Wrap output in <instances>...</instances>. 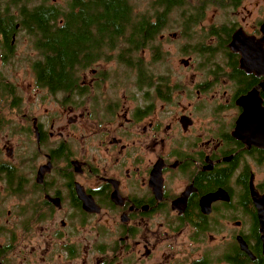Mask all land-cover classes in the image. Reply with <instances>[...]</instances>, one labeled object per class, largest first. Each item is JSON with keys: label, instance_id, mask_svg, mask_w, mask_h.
Instances as JSON below:
<instances>
[{"label": "flooded vegetation", "instance_id": "flooded-vegetation-1", "mask_svg": "<svg viewBox=\"0 0 264 264\" xmlns=\"http://www.w3.org/2000/svg\"><path fill=\"white\" fill-rule=\"evenodd\" d=\"M35 1L59 6V27L0 0V204L23 226L0 227V264H264V0L248 3L251 25L237 0L240 22L77 27L74 40L67 0ZM62 61L64 81H39ZM12 73L32 79L22 114Z\"/></svg>", "mask_w": 264, "mask_h": 264}, {"label": "trees", "instance_id": "trees-1", "mask_svg": "<svg viewBox=\"0 0 264 264\" xmlns=\"http://www.w3.org/2000/svg\"><path fill=\"white\" fill-rule=\"evenodd\" d=\"M226 1L237 0H67L66 15L61 27H70L66 30L71 33L65 32L67 40H74L77 27H131L136 33L139 27H149V32L156 27H166L170 23L176 24L177 27H198L203 23L210 8L215 7L227 13L230 4ZM31 2L33 0H29V4ZM142 2L144 6L140 11ZM58 9V5L45 3L29 6V27H59L61 14ZM70 45L66 43V52L69 51ZM41 68L39 81L54 82L53 85L57 86L70 71V63L62 61L58 62L57 67L52 64ZM49 71L52 74H48ZM7 169L5 166H2V169L0 167V179L4 178L2 172ZM7 180L9 189L14 191V178L7 177Z\"/></svg>", "mask_w": 264, "mask_h": 264}, {"label": "rangeland", "instance_id": "rangeland-1", "mask_svg": "<svg viewBox=\"0 0 264 264\" xmlns=\"http://www.w3.org/2000/svg\"><path fill=\"white\" fill-rule=\"evenodd\" d=\"M54 1L56 4L61 2V0H59V1L54 0ZM260 1L261 0H243L242 5L246 6L249 10L253 11L252 17L248 20L249 25L253 24L256 21V19L259 17V14H258V11L256 12L254 10L255 7H253V6L249 7L248 3L254 4V3H260ZM49 2H50V0H48V3ZM39 4L40 3H38V1H35V2H31L29 4V6L34 7V6H37ZM143 6H144V3L143 2L140 3V8H139L140 11L143 9ZM240 9L241 8L238 7L237 9H234L233 11L228 10V12L225 13V12H221L220 9H218V8H215V7L210 8L208 10V13L205 15V18H204L202 25L204 24V25L208 26L211 24H221V23L227 24L228 22L233 21L234 18H235V20L237 19V21L240 22V17H242V16L246 17V15H247L246 12L242 13L240 11ZM164 45H165V47L170 48L173 52L176 51V45H171V47H170V44H164ZM6 79L8 80L9 83H11L14 86L19 88V90H17V91H19L18 94L20 95V98H22V100H23L22 106L20 107V109H21L20 113L22 114L24 112L23 109L26 107L27 102L29 100V87H30L29 85L31 84L32 79H31L30 75H29V77H26L25 75H21L19 73H15V74L12 73L11 76H8ZM6 111L7 110H6L5 100L0 101V120H2V118H6V119L8 118ZM7 127H12V129L8 130ZM0 128H1V125H0ZM13 130H15V127L8 124L1 131H2V134L9 132V134H10L9 138H11V141L17 142L19 137L18 138L16 137L17 132L13 131ZM20 130L24 131V128L21 126ZM19 140H21L23 143H24V141H26V139H24V135L21 136V138ZM2 143H3V141H0V145ZM3 160L5 161L4 158H3ZM2 186H3V182H0V196L3 193H5V190L3 188H1ZM1 199H4V197H2ZM3 205H2V203L0 204V227H2V228L7 227V229H9V231H11V232L14 231V232L18 233V231H21V228L23 227L22 225L20 227L19 223H17L16 228H14V229L9 228V227L15 226V224H16L15 217H9V226L4 224V220L7 219L5 211L7 209H11L12 206H11V203H7V204H3ZM2 212H3V215L1 214ZM12 253H13V251H12ZM8 256H10V252L6 255V257H8Z\"/></svg>", "mask_w": 264, "mask_h": 264}, {"label": "water", "instance_id": "water-1", "mask_svg": "<svg viewBox=\"0 0 264 264\" xmlns=\"http://www.w3.org/2000/svg\"><path fill=\"white\" fill-rule=\"evenodd\" d=\"M262 31L264 32V21L262 24ZM236 40L234 39L233 41L237 42L238 40H240V34L236 33L235 35ZM245 40V39H244ZM243 41V39H242ZM243 52V51H242ZM243 55L246 56L247 54L245 52H243ZM253 201L254 204L257 208V216L260 222V230L263 233L262 235V240H263V254H264V195L259 196L255 191L253 192Z\"/></svg>", "mask_w": 264, "mask_h": 264}]
</instances>
